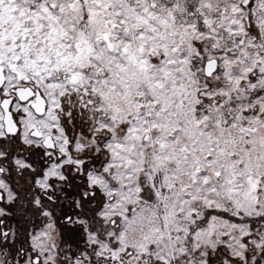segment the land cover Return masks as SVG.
Segmentation results:
<instances>
[{
	"label": "snow or ice",
	"instance_id": "6c2138e0",
	"mask_svg": "<svg viewBox=\"0 0 264 264\" xmlns=\"http://www.w3.org/2000/svg\"><path fill=\"white\" fill-rule=\"evenodd\" d=\"M0 264H264V0H0Z\"/></svg>",
	"mask_w": 264,
	"mask_h": 264
}]
</instances>
